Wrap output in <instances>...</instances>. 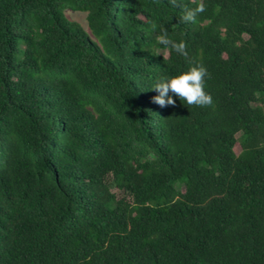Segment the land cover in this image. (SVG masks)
Listing matches in <instances>:
<instances>
[{
    "label": "trees",
    "instance_id": "obj_1",
    "mask_svg": "<svg viewBox=\"0 0 264 264\" xmlns=\"http://www.w3.org/2000/svg\"><path fill=\"white\" fill-rule=\"evenodd\" d=\"M0 264H264V0H0Z\"/></svg>",
    "mask_w": 264,
    "mask_h": 264
},
{
    "label": "clouds",
    "instance_id": "obj_2",
    "mask_svg": "<svg viewBox=\"0 0 264 264\" xmlns=\"http://www.w3.org/2000/svg\"><path fill=\"white\" fill-rule=\"evenodd\" d=\"M201 11L203 9H200ZM194 13H187L184 16L185 20L192 21ZM167 44L168 41H163ZM173 48L183 54V43L172 45ZM207 69L203 65L191 67L188 71L169 78H164L153 86L158 95L153 97V102L160 107L174 105V94L176 97L183 100L187 105L208 106L212 104V97L205 91V78L207 77Z\"/></svg>",
    "mask_w": 264,
    "mask_h": 264
},
{
    "label": "rangeland",
    "instance_id": "obj_3",
    "mask_svg": "<svg viewBox=\"0 0 264 264\" xmlns=\"http://www.w3.org/2000/svg\"><path fill=\"white\" fill-rule=\"evenodd\" d=\"M66 15L69 19L80 23L86 30H88L91 33L89 26H88V14L87 13L80 12V11L67 10ZM235 151L238 154L242 151L240 144H237L235 146Z\"/></svg>",
    "mask_w": 264,
    "mask_h": 264
}]
</instances>
